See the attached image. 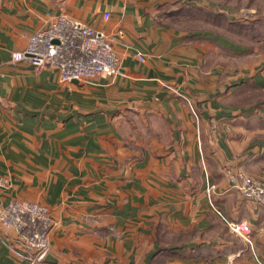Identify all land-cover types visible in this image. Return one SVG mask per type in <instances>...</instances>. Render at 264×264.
Returning <instances> with one entry per match:
<instances>
[{
    "label": "crops",
    "instance_id": "0c3cea01",
    "mask_svg": "<svg viewBox=\"0 0 264 264\" xmlns=\"http://www.w3.org/2000/svg\"><path fill=\"white\" fill-rule=\"evenodd\" d=\"M217 2L0 0V206H47L34 264H264V206L225 173L264 179V74L204 23ZM60 15L103 30L119 72L63 81L11 59ZM14 238L0 225V264H30Z\"/></svg>",
    "mask_w": 264,
    "mask_h": 264
},
{
    "label": "built area",
    "instance_id": "2783aa9c",
    "mask_svg": "<svg viewBox=\"0 0 264 264\" xmlns=\"http://www.w3.org/2000/svg\"><path fill=\"white\" fill-rule=\"evenodd\" d=\"M102 15L108 18L110 14L105 11ZM118 34L121 36L122 32L118 31ZM136 57L139 61L144 60L140 54H136ZM11 59L26 61L37 71L51 68L63 81L110 77L117 74L120 68L119 56L103 30L63 15L32 33L25 48L12 52ZM225 173L230 178V186L244 199L264 206V179L244 172L231 175L228 169ZM4 183L5 179L0 176V184ZM213 187L212 184L206 186L209 197ZM0 225L14 231L15 244L21 256L30 264L46 258L52 228L47 206L27 200H11L0 206ZM230 227L238 235L248 238L250 228L247 223L237 221L231 223Z\"/></svg>",
    "mask_w": 264,
    "mask_h": 264
},
{
    "label": "rangeland",
    "instance_id": "374dc122",
    "mask_svg": "<svg viewBox=\"0 0 264 264\" xmlns=\"http://www.w3.org/2000/svg\"><path fill=\"white\" fill-rule=\"evenodd\" d=\"M213 8L217 15L204 12V23L237 44L236 57L223 58V66L264 74V0H218Z\"/></svg>",
    "mask_w": 264,
    "mask_h": 264
}]
</instances>
